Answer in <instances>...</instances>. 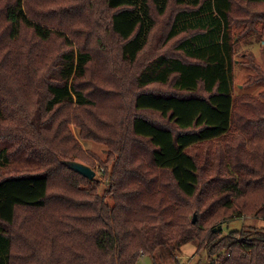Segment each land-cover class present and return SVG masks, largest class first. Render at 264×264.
Here are the masks:
<instances>
[{
	"label": "trees",
	"instance_id": "1",
	"mask_svg": "<svg viewBox=\"0 0 264 264\" xmlns=\"http://www.w3.org/2000/svg\"><path fill=\"white\" fill-rule=\"evenodd\" d=\"M252 35L264 0H0V264H138L191 242L264 264V227L216 229L264 217L253 55L245 86L263 90L235 95ZM73 124L111 149L104 194L66 165L96 167ZM18 159L36 166L2 169Z\"/></svg>",
	"mask_w": 264,
	"mask_h": 264
},
{
	"label": "rangeland",
	"instance_id": "2",
	"mask_svg": "<svg viewBox=\"0 0 264 264\" xmlns=\"http://www.w3.org/2000/svg\"><path fill=\"white\" fill-rule=\"evenodd\" d=\"M166 21H161L159 25L160 28H164L167 26ZM158 30V29H157ZM238 32V31H237ZM237 36V33H236ZM238 39V38H237ZM264 41H261L260 36L252 35L247 37L244 40L237 42L236 44V64H235V95L241 96L246 94H252L257 96L260 91L263 90V87H252L247 88L245 86L248 78L250 75H253V71L248 68L246 62H248V55H253L257 62L262 66L264 69ZM53 46H49L48 51L49 53L53 54L55 49H52ZM247 55V56H246ZM71 130L77 137L80 146L82 147L83 151L87 153L91 158H93L96 162V167L93 169L96 171V178L101 180V194L107 192V182L109 180L105 177V168L101 165L102 163H107L110 155V148L106 144H101L93 140H83L80 137V130L74 124L70 126ZM36 166L33 162H28L24 159H18L12 164L2 167L3 170H24V169H31ZM112 165L109 166V170H112ZM8 173V172H4ZM111 204H113L112 199L108 198ZM256 216H245L241 215L239 218L238 216L234 215L233 220L230 222H226L224 224H220L224 228L223 234H228L231 231L240 230L241 228L245 227H264V217L257 214ZM196 216L198 218L197 213H193V217ZM218 229V227L216 228ZM200 244L198 242H191L182 246L178 252L175 253V257H172L171 254L163 248H160L157 251L156 259L153 260L149 257H143L142 261L138 264H210L212 259L209 256L208 250H202L199 248Z\"/></svg>",
	"mask_w": 264,
	"mask_h": 264
},
{
	"label": "water",
	"instance_id": "3",
	"mask_svg": "<svg viewBox=\"0 0 264 264\" xmlns=\"http://www.w3.org/2000/svg\"><path fill=\"white\" fill-rule=\"evenodd\" d=\"M66 165L70 168V169H73L75 172L81 174L82 176L88 178L89 180H92L95 178L96 176V171L81 163V162H77V161H69L66 163ZM197 221V217L194 216L193 218V223H196ZM222 229V226H219L217 230H221ZM217 230H214V231H217Z\"/></svg>",
	"mask_w": 264,
	"mask_h": 264
}]
</instances>
